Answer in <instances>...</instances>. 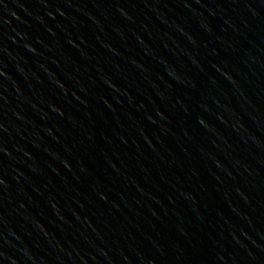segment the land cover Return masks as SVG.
<instances>
[{"label":"water","instance_id":"1","mask_svg":"<svg viewBox=\"0 0 264 264\" xmlns=\"http://www.w3.org/2000/svg\"><path fill=\"white\" fill-rule=\"evenodd\" d=\"M0 264H264V0H0Z\"/></svg>","mask_w":264,"mask_h":264}]
</instances>
